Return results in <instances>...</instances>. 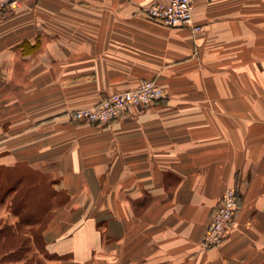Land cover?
Masks as SVG:
<instances>
[{"label":"crops","instance_id":"0c3cea01","mask_svg":"<svg viewBox=\"0 0 264 264\" xmlns=\"http://www.w3.org/2000/svg\"><path fill=\"white\" fill-rule=\"evenodd\" d=\"M166 1L1 11L0 243L26 249L0 264H264V0H197L198 28L144 14ZM142 79L166 96L104 124L68 116ZM228 186L233 225L203 248Z\"/></svg>","mask_w":264,"mask_h":264},{"label":"built area","instance_id":"2783aa9c","mask_svg":"<svg viewBox=\"0 0 264 264\" xmlns=\"http://www.w3.org/2000/svg\"><path fill=\"white\" fill-rule=\"evenodd\" d=\"M196 1L167 0L166 3L146 6L143 12L167 26L198 28L191 20ZM19 3L20 0H0V13ZM165 96V91L156 80L142 79L134 88L119 90L95 105L70 111L68 116L74 121L104 124L124 117L130 106L144 108L162 100ZM237 206L236 190L233 186H228L212 212L201 241L203 248H217L222 244L229 228L233 225Z\"/></svg>","mask_w":264,"mask_h":264},{"label":"rangeland","instance_id":"374dc122","mask_svg":"<svg viewBox=\"0 0 264 264\" xmlns=\"http://www.w3.org/2000/svg\"><path fill=\"white\" fill-rule=\"evenodd\" d=\"M4 173H0V198L3 196L2 195V191L4 190L5 187L9 186L11 184V182L14 180H10L5 182V179L2 180L1 176ZM14 182V181H13ZM30 195L26 196V195H18L16 196L13 201L14 203H16L17 205L21 202H26V201H30ZM23 214L25 215L26 213L32 212L31 210L25 211L23 210ZM27 215V214H26ZM36 244L40 246V241H38V236H37V240H36ZM26 249L25 243L18 241L16 239H9L6 242L0 243V259L1 260H9V259H16L19 258L23 255V250ZM2 253H8L7 256H3L1 255ZM38 260L39 262L42 263V259L40 258H30L27 264H33L34 260Z\"/></svg>","mask_w":264,"mask_h":264},{"label":"trees","instance_id":"16d2710c","mask_svg":"<svg viewBox=\"0 0 264 264\" xmlns=\"http://www.w3.org/2000/svg\"><path fill=\"white\" fill-rule=\"evenodd\" d=\"M18 196V195H17Z\"/></svg>","mask_w":264,"mask_h":264}]
</instances>
